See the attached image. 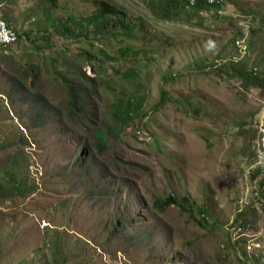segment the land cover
<instances>
[{
	"label": "rangeland",
	"instance_id": "374dc122",
	"mask_svg": "<svg viewBox=\"0 0 264 264\" xmlns=\"http://www.w3.org/2000/svg\"><path fill=\"white\" fill-rule=\"evenodd\" d=\"M98 1L57 0L54 16ZM111 1L134 34L66 36L48 0H0L21 34L0 47V172L34 189L0 197V264H264V87L234 75L264 78V0L179 19ZM118 96L144 97L141 115L117 121Z\"/></svg>",
	"mask_w": 264,
	"mask_h": 264
},
{
	"label": "trees",
	"instance_id": "16d2710c",
	"mask_svg": "<svg viewBox=\"0 0 264 264\" xmlns=\"http://www.w3.org/2000/svg\"><path fill=\"white\" fill-rule=\"evenodd\" d=\"M57 0H48V4L45 2L42 6L43 13L45 15V20L51 21L55 24L54 27L57 29H62V33L66 36H72L77 30L84 32V37L87 39L90 37V32L93 31L98 37L101 35H113L117 33H127L128 35L134 34L136 32L135 26L130 22L128 9L124 5L112 2L111 0H99L97 2V10L90 14L89 16H84L81 20H78L73 15L63 19L54 16V10L57 7ZM148 6L152 12V15L158 19H179V16L183 13H188L193 11L194 13H199L203 10H211L213 7L219 8L221 2L209 3L206 0L198 1L194 5H190L187 0H151L148 1ZM10 26V21L8 22ZM202 24V23H200ZM17 32V31H16ZM79 32V33H80ZM18 34V33H17ZM21 37V34L18 35ZM125 53H128V48L124 49ZM106 57L111 60H119L118 56H112L105 51ZM88 57V56H87ZM243 68V67H242ZM234 67V75L241 79L244 83L250 85H259L264 87V78H260L254 74L251 70H244ZM37 75V74H35ZM170 75V74H168ZM140 76L139 71L134 67H129L125 72L122 73L123 79L136 80ZM168 76H165V81L168 80ZM173 78V77H172ZM69 103L72 108L78 105L77 97L72 90H69ZM168 99V93L163 88L161 91V102ZM145 98L142 97H128L121 98V96L116 97L113 102L112 111L113 116L117 121L128 122L134 120L136 117L140 116L142 113V107ZM107 137L104 133L98 136L96 140V146L101 148V146H106ZM24 183L23 180L18 178V172H11V170L0 172V197L8 196L10 193H20L25 195L31 190L23 191ZM177 202L176 199L165 198L158 199L154 206L158 210L164 209L169 203ZM201 212L207 213V209L203 208Z\"/></svg>",
	"mask_w": 264,
	"mask_h": 264
},
{
	"label": "built area",
	"instance_id": "2783aa9c",
	"mask_svg": "<svg viewBox=\"0 0 264 264\" xmlns=\"http://www.w3.org/2000/svg\"><path fill=\"white\" fill-rule=\"evenodd\" d=\"M190 5L196 4L201 0H187ZM209 3L221 2V0H206ZM223 1V0H222ZM18 41V34L16 30L9 27L4 19L0 18V47H8ZM258 155L262 157L264 155V126L262 127V135L258 147Z\"/></svg>",
	"mask_w": 264,
	"mask_h": 264
}]
</instances>
